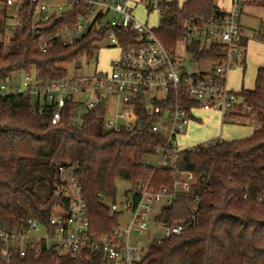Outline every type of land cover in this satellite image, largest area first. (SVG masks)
Here are the masks:
<instances>
[{"label":"trees","instance_id":"trees-1","mask_svg":"<svg viewBox=\"0 0 264 264\" xmlns=\"http://www.w3.org/2000/svg\"><path fill=\"white\" fill-rule=\"evenodd\" d=\"M70 2L68 11L45 24L35 25L26 14L24 28L9 36L7 19H0V85L11 83L16 73L40 81L60 80L68 75L67 65L91 62L96 57L99 44L111 30L108 27L81 37L73 46L56 41L47 53L37 49L36 30L49 36L64 26L73 27L86 10L84 3ZM166 4L169 9L161 14L154 33L169 51H175L185 35L184 18L210 20L222 15L217 0H186L182 4L171 0ZM117 35L120 55L121 48L134 44L136 35L119 31ZM225 50L226 46L218 43L201 50L198 42L187 49L192 62L210 63L211 69L226 58ZM239 93L253 108L248 118L253 116L258 122L253 133L208 148L182 150L176 170L148 164L147 158L156 155V146L164 145L166 138L153 131L160 116L149 114L142 102L134 108L139 119L133 130L109 132L104 130V107L84 113L75 122L72 110L77 105L68 102L56 126L50 112L44 116L32 112L30 96L0 95V229H17L28 217L48 223L57 203L53 196L55 171L66 162L78 167L91 228L98 236L118 227L121 213L112 212L105 201L118 200L119 181L128 182L131 189L173 190L180 173L191 172L194 183L189 195L179 194L164 205L155 221L169 226L187 220L198 197L197 224L180 236L152 243L139 264H264V67L256 72L254 88ZM176 101L185 108L199 105L182 94H171L166 104H157L162 109L172 108ZM0 264L109 263L96 251L58 255L44 247L38 256L29 250L24 258L17 254L7 261L0 241Z\"/></svg>","mask_w":264,"mask_h":264},{"label":"built area","instance_id":"built-area-1","mask_svg":"<svg viewBox=\"0 0 264 264\" xmlns=\"http://www.w3.org/2000/svg\"><path fill=\"white\" fill-rule=\"evenodd\" d=\"M72 1L84 3L86 10L78 15L73 27L64 26L49 36L36 30L40 52L52 50L56 41L73 46L81 37L100 33L107 27L111 30L105 34L104 42L108 39L112 47L120 48L119 31L134 33V44L121 48L119 58L112 60L109 70H98L96 67L93 72L85 74L78 65H74L73 70L68 69L66 77L51 81H40L23 74L20 84L12 90L10 82L2 83L0 95L30 96L33 100L32 112L40 116L50 112L51 123L56 126L60 124L68 102L77 105L72 110L75 122L84 113L104 107V130L109 132L133 130L139 119L134 108L142 102L149 114L160 116L153 131L163 133L166 138L164 145L155 148L156 154L160 155L156 169L168 166L176 170L177 158L182 150L194 151L198 147L208 148L224 141L210 140L192 148L181 147L179 140L186 134L193 110L219 113L229 124L247 122V115L253 112V108L246 96L227 88L225 75L230 68L245 61L248 39L241 28V17L246 5L256 0H231L226 11L219 9L221 16L210 20L184 18L181 24L185 35L175 51L167 50L155 35L154 28L137 20L133 14L135 7L144 1L150 11L158 10L161 16L169 9L166 3L171 0ZM50 4V0H0V15L2 19H7V24L10 20L15 22V25L9 26L11 34L24 28L26 14L30 15L29 21L35 25L60 16L50 11ZM253 40L264 44L262 35H254ZM196 42L201 50L215 43L224 44L226 58L210 71L188 73L183 61L191 58L187 49ZM97 57L98 54L91 61L95 66ZM171 94L176 97L182 94L199 105L197 108H185L176 101L174 107L162 109L157 103L166 104ZM111 102L116 104L114 112H110ZM193 183L191 172H181L173 190L151 186L130 188L124 198L109 205L112 212L121 213L118 227L108 235L98 236L91 228L77 165L70 162L60 164L55 171L53 187L57 203L48 223L43 225L37 218L28 217L17 229H0L2 257L7 261L17 254L24 258L29 250L38 256L44 247L58 255L96 251L102 253L109 264H139L152 243L161 244L180 236L197 224L200 216L198 197L192 203L193 212L187 220L169 226L155 221L164 205L171 204L179 194L189 195ZM156 206L158 213L154 215ZM125 213L128 218L122 223L120 219ZM151 222L160 226L162 231L155 233L151 242L146 244L137 235L148 231Z\"/></svg>","mask_w":264,"mask_h":264},{"label":"rangeland","instance_id":"rangeland-1","mask_svg":"<svg viewBox=\"0 0 264 264\" xmlns=\"http://www.w3.org/2000/svg\"><path fill=\"white\" fill-rule=\"evenodd\" d=\"M139 1V0H135ZM186 0H178L179 4H182ZM221 2L223 0H217ZM226 1V0H224ZM50 11L55 12L57 15L68 11L70 9L69 0H50ZM135 18L143 23L147 22L149 27L157 28L160 22V12L158 10L150 11L146 6L144 1L135 7L133 12ZM2 16L0 15V19ZM15 25V22L10 20L8 26ZM241 26L244 30L249 31L251 35H258L259 33L264 34V0H257L255 4L251 6H246L245 14L242 18ZM10 33L8 32V36ZM256 42H250L249 48L253 47ZM258 48L257 46H255ZM99 50L97 52L98 57L96 61V66L93 62L87 63L81 60L78 64V68L82 70L85 74L93 72L96 67L98 70H109L111 67L112 60H117L119 58V50L112 47L107 39L105 42L99 44ZM115 48V49H114ZM183 54V52H182ZM251 55L248 53L246 66L243 63H238L232 68H230L225 77L227 88L233 91H240L244 89H253L255 84V74L250 68L249 60ZM185 69L188 73L193 72V70H198L200 72L207 71L212 66L210 63H195L191 59L186 58L183 61ZM245 66V67H244ZM74 65H67L66 68L69 70L74 69ZM245 68V69H244ZM23 78L22 73H16L12 76L10 90L14 86H18ZM116 104L111 102L110 112H114ZM199 116L203 119L204 125H197L193 123L189 127L187 136H184L179 140V145L181 147H192L198 144L204 143L211 139L217 138L222 135L225 141H231L235 139H244L253 133L254 128L258 125L257 120L251 116L246 120L247 122L241 124H222L218 120V115L214 112H201ZM215 117V119H213ZM187 149V148H186ZM160 159V155H152L147 158L148 164L155 166ZM130 189V184L126 181H119L117 183V199L121 200L124 198L125 192ZM116 200V201H118ZM115 201V202H116ZM111 200H106L105 204L110 205ZM58 213V209H56ZM154 215L158 213V206L154 210ZM128 218L125 213L120 222L124 223ZM162 231L161 227L155 225L153 222L150 224V229L146 231L143 235H137L141 238L144 243L148 244L151 242L155 233H160Z\"/></svg>","mask_w":264,"mask_h":264},{"label":"crops","instance_id":"crops-1","mask_svg":"<svg viewBox=\"0 0 264 264\" xmlns=\"http://www.w3.org/2000/svg\"><path fill=\"white\" fill-rule=\"evenodd\" d=\"M256 3V1H252V2H250L249 4H247L246 6H251V5H253V4H255ZM230 5H231V0H226V1H221V2H218L217 1V6H218V8L219 9H221V10H223V11H226L229 7H230ZM246 8V7H245ZM245 8H244V12H243V15H242V17H241V23H242V18H243V16H244V14H245ZM241 28H242V26H241ZM242 31H243V33H244V35H245V37L248 39L247 40V44L249 45V43L250 42H256L255 44H253L254 46L253 47H251V48H249V50H248V45H247V52H246V54H245V61H244V65L246 66V64H247V56H248V53L251 55V57H250V60H249V65H250V68L253 70V73L255 74V76H256V72H257V70H258V68H260V67H264V44H262V43H259V42H257V41H255V40H253V36L254 35H251V33L249 32V31H246V30H244L243 28H242ZM259 35H262V36H264V34H261V33H259ZM255 46H257L258 48H256ZM244 66V67H245ZM245 69V68H244ZM211 70V67H210V69H208L207 71H210ZM206 70L205 71H203V72H207ZM194 72H199V73H201L200 71H196V70H193V72L192 73H194ZM243 89V88H242ZM241 89V90H242ZM236 92V91H235ZM239 92V91H238ZM201 112H207V111H203V110H201V109H195V110H193L192 111V118H191V121H190V123H189V125H188V127H187V131H186V134H185V136H187V134H188V131H189V127H190V125L191 124H193V123H196L197 125H204V121H203V119L199 116V114L201 113ZM215 113V112H214ZM215 114H217L218 115V120H220V122L222 123V124H226V122H224L223 121V118H222V116H221V114H219V113H215ZM213 119H215V117H213ZM258 126V125H257ZM256 126V127H257ZM255 127V128H256ZM254 128V129H255ZM254 131V130H253ZM211 140H224L223 138H222V135H220V136H218L217 138H214V139H211ZM210 141V140H209ZM192 147H194V146H192ZM192 147H183V148H192Z\"/></svg>","mask_w":264,"mask_h":264}]
</instances>
